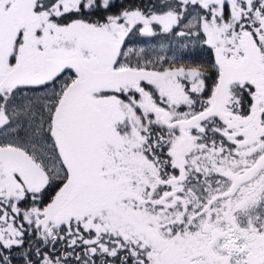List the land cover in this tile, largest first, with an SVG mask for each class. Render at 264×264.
Wrapping results in <instances>:
<instances>
[{
    "label": "snow or ice",
    "instance_id": "6c2138e0",
    "mask_svg": "<svg viewBox=\"0 0 264 264\" xmlns=\"http://www.w3.org/2000/svg\"><path fill=\"white\" fill-rule=\"evenodd\" d=\"M0 264H264V0H0Z\"/></svg>",
    "mask_w": 264,
    "mask_h": 264
}]
</instances>
